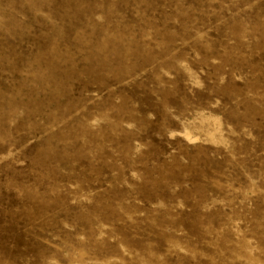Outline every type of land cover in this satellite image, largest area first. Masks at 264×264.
Instances as JSON below:
<instances>
[{
	"label": "rangeland",
	"instance_id": "374dc122",
	"mask_svg": "<svg viewBox=\"0 0 264 264\" xmlns=\"http://www.w3.org/2000/svg\"><path fill=\"white\" fill-rule=\"evenodd\" d=\"M0 264H264V0H0Z\"/></svg>",
	"mask_w": 264,
	"mask_h": 264
},
{
	"label": "bare ground",
	"instance_id": "6f19581e",
	"mask_svg": "<svg viewBox=\"0 0 264 264\" xmlns=\"http://www.w3.org/2000/svg\"><path fill=\"white\" fill-rule=\"evenodd\" d=\"M185 136H186V135H185ZM186 139L189 140V141L192 140V138H191L189 135L186 136ZM195 141H196V140H195Z\"/></svg>",
	"mask_w": 264,
	"mask_h": 264
}]
</instances>
